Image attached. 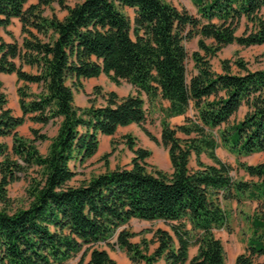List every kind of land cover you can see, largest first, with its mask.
Here are the masks:
<instances>
[{"label": "trees", "instance_id": "trees-1", "mask_svg": "<svg viewBox=\"0 0 264 264\" xmlns=\"http://www.w3.org/2000/svg\"><path fill=\"white\" fill-rule=\"evenodd\" d=\"M190 2L195 15L166 0H81L73 7L64 0H0V76H15L21 112L16 117L8 108L0 81V138L11 139L10 149L0 143V264H69L78 256L77 264H116L100 247L114 236L131 264H226L215 232L228 227L225 203L244 201L256 208L234 264L264 259V163L241 161L264 153V70L225 59L217 73L209 63L229 45H264V0ZM53 3L66 12L63 19ZM13 20L21 25L20 43L1 34H10ZM194 38L198 50L189 55L185 44ZM101 75L116 86L127 82L135 93L120 98L96 87L102 104L76 108L82 82ZM143 94L149 106L160 105V140L145 127ZM242 108V119L231 122ZM179 116L184 123L170 126L167 121ZM26 121L58 123L56 134L48 138L31 129L32 139H26L18 133ZM131 125L166 149L171 173L148 171L150 151L126 135L129 168L70 185L71 164L93 158L100 136ZM46 141L42 155L37 143ZM219 146L236 156L249 181L234 179L233 168L216 155ZM192 157L196 168L189 167ZM21 176L28 203L13 209L8 187ZM132 220L161 221L169 229L135 244L136 234L125 228ZM192 247L197 252L189 259Z\"/></svg>", "mask_w": 264, "mask_h": 264}, {"label": "rangeland", "instance_id": "rangeland-1", "mask_svg": "<svg viewBox=\"0 0 264 264\" xmlns=\"http://www.w3.org/2000/svg\"><path fill=\"white\" fill-rule=\"evenodd\" d=\"M81 0H64L65 5L68 7H73ZM179 10H186L190 14L195 15L196 10L190 0H166ZM30 4H36V0H29ZM53 12L56 14L58 19H63L66 15L65 11L60 10L56 3L51 6ZM125 13L132 19L133 11L131 9H126ZM44 14L50 15L51 11L47 8ZM261 15L264 17V9L261 11ZM10 34L2 32L3 38L7 42L17 41L21 42V25L18 20H13L12 25L8 28ZM186 50L191 55L193 52L197 51V38L191 39L185 44ZM234 60L241 59L247 64L250 70H264V45L254 46L249 48H242L237 45H229L223 48L215 58L209 60L210 66L213 71L220 73V61L221 60ZM189 75L192 73V63L188 65ZM96 81H83L82 90L76 91L74 93V105L80 110H85L91 106H99L102 104V99L98 97L95 93L96 87H101L103 92H109L111 90H116L118 97L123 98L128 94L127 87L123 84L116 86L109 81L107 77L101 75L97 79H91ZM0 81L2 82L3 92L8 100V108L11 109L13 115L16 117L21 116V112L18 107V97L16 94L17 81L14 75L0 76ZM32 91L36 90V86H30ZM160 105H154L148 109V121L145 124L146 129L160 140L161 132V113ZM244 109L242 108L237 115L232 118L231 122L235 123L242 119L244 114ZM192 112L188 113V117H192ZM185 117H178L174 119H169L167 122L170 126L175 127L182 125L184 123ZM57 124H48L45 126L34 124L26 121L23 126L18 129V133L26 138L32 139L30 130L36 129L42 134H46L48 138L55 136L57 131ZM217 130H215L216 132ZM131 135L135 138L136 145L143 149L150 151L151 156L146 161L148 171L160 170L165 173H171V165L169 162L168 154L166 149L162 145H158L148 139L144 132L141 131L136 125H131L126 128H120L113 137H99V148L97 153L93 158L88 160L82 165L71 164V168L75 173V177L71 181L70 185L78 186L84 182H87L92 176L104 173L107 169L114 170L117 168H129L131 164V159L133 157L132 153L128 150L125 145L124 136ZM179 138H185L182 134H177ZM0 143L6 144L9 149L11 148L10 138H0ZM49 141L43 143H37L38 149L42 155L47 153V148ZM109 154L106 160H103V156ZM217 157L227 165L233 168L231 175L237 180H250L246 175L237 169V158L235 155L228 152L222 146H219L216 150ZM202 161L206 164H211V161L204 155L201 157ZM242 162L248 165H256L258 163H264V153L255 154L246 158L241 159ZM190 168H196L194 157L191 158L189 163ZM27 188V180L21 176V179L8 187V197L11 201V206L13 209L18 207H26L27 199L25 189ZM1 206V205H0ZM225 208L228 211V227L226 230H220L215 232L216 238H218L224 248L226 264H234L237 255L241 254L246 246L247 239L250 237V217L256 208V203L244 201L240 204L236 202L225 203ZM126 229L135 233L136 236L131 239L132 243L138 244L142 238L150 240L152 238V233L156 229L168 230V226L161 221L145 222V221H130L128 225L125 226ZM116 242L115 236L109 240L108 244H101L100 247L108 253L110 258L115 261L116 264H131L126 254L120 250L117 246H114ZM155 245L150 247V252L154 250ZM197 252L196 247H192L189 250V259H191ZM79 256L74 258L69 262V264H77ZM158 264H163L159 262ZM257 264H264V259L259 258Z\"/></svg>", "mask_w": 264, "mask_h": 264}, {"label": "crops", "instance_id": "crops-1", "mask_svg": "<svg viewBox=\"0 0 264 264\" xmlns=\"http://www.w3.org/2000/svg\"><path fill=\"white\" fill-rule=\"evenodd\" d=\"M85 81H96V80H85ZM121 84H123V85H125L128 89H127V92H128V94H130V93H135V90H134V88L130 85V84H128L127 82H125V81H121ZM120 84V85H121ZM109 92H116V90L114 89V90H111V91H109ZM142 98L146 101V104H147V100H146V96L143 94L142 95ZM147 106V108L149 109L151 106H149V104H147L146 105ZM168 106V103L167 102H163V107H167ZM153 107V106H152ZM179 117H183V116H179ZM174 118H178V117H174ZM174 118H171V119H174ZM248 179H249V177L248 176H246ZM245 181H248V180H245ZM133 221V220H132ZM138 221V220H137Z\"/></svg>", "mask_w": 264, "mask_h": 264}, {"label": "water", "instance_id": "water-1", "mask_svg": "<svg viewBox=\"0 0 264 264\" xmlns=\"http://www.w3.org/2000/svg\"><path fill=\"white\" fill-rule=\"evenodd\" d=\"M114 246H117V243L116 242L114 243Z\"/></svg>", "mask_w": 264, "mask_h": 264}]
</instances>
